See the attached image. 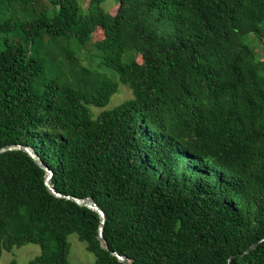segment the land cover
<instances>
[{
    "label": "trees",
    "instance_id": "obj_1",
    "mask_svg": "<svg viewBox=\"0 0 264 264\" xmlns=\"http://www.w3.org/2000/svg\"><path fill=\"white\" fill-rule=\"evenodd\" d=\"M0 0V256L264 264V0ZM99 62L79 52L95 33ZM245 38L248 40L246 41ZM102 67L113 69L110 77ZM120 84L132 96L108 108ZM94 107L103 108L95 113ZM11 264H14L13 262Z\"/></svg>",
    "mask_w": 264,
    "mask_h": 264
},
{
    "label": "rangeland",
    "instance_id": "obj_2",
    "mask_svg": "<svg viewBox=\"0 0 264 264\" xmlns=\"http://www.w3.org/2000/svg\"><path fill=\"white\" fill-rule=\"evenodd\" d=\"M43 1V3L47 4V0ZM80 2H82V5L84 6L87 5L85 0H80ZM103 7L111 13H115L118 7L117 1L106 0L103 3ZM95 34L94 38L81 47L79 52L82 63L91 68H96L99 62L100 52L95 44L97 39H101L103 35L99 32H96ZM245 40L248 41L246 38ZM253 46L257 56L262 59L264 57V34L260 40L253 41ZM101 70L106 72L110 77L117 78V74L113 69L102 67ZM131 96V89L127 85L120 84L119 91L112 97V100L107 107L112 108ZM101 110H103V108L94 107L96 114ZM68 241L71 245L69 260L72 264H92L95 262V254L87 249L86 242L81 240L77 233L69 234ZM40 252V245L27 243L20 247H15L12 250H4L0 256V264H11L12 262L14 264H26L29 260L39 255Z\"/></svg>",
    "mask_w": 264,
    "mask_h": 264
},
{
    "label": "water",
    "instance_id": "obj_3",
    "mask_svg": "<svg viewBox=\"0 0 264 264\" xmlns=\"http://www.w3.org/2000/svg\"><path fill=\"white\" fill-rule=\"evenodd\" d=\"M9 150H24L26 151L40 166L44 167L47 171L46 174V179H45V184L47 186V188L56 196L59 197H65L67 199L73 200L76 203H78L81 206H86L89 207L91 209L96 210L101 217V223L100 226L98 228V238L101 241L102 245L104 247L108 246V241L104 236V224L106 221V213L105 211L98 205V203L95 201V199L93 197H77L74 195H66L64 193L59 192L53 185V183L51 182L52 176H53V171L52 169H50L47 165L44 164L43 160L41 159L40 155L30 146L27 145H23V144H10V145H6V146H2L0 147V153L2 152H6ZM113 254L116 255L123 263L125 264H133V260L120 254L117 251H113ZM229 264H232L231 261L229 262Z\"/></svg>",
    "mask_w": 264,
    "mask_h": 264
}]
</instances>
